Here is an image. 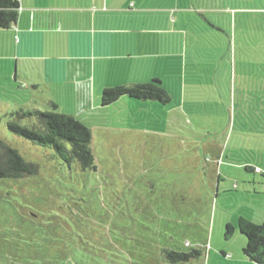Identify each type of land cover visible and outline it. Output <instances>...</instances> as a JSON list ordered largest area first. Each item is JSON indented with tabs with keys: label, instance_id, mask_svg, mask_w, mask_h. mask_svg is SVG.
Returning a JSON list of instances; mask_svg holds the SVG:
<instances>
[{
	"label": "rangeland",
	"instance_id": "374dc122",
	"mask_svg": "<svg viewBox=\"0 0 264 264\" xmlns=\"http://www.w3.org/2000/svg\"><path fill=\"white\" fill-rule=\"evenodd\" d=\"M229 32V40L220 38L215 89L189 87L185 100L171 91L166 105L124 97L102 106L100 95L80 107L59 99L57 112L90 127L95 171L68 169L50 148L10 132L9 122L36 125L17 112L51 111V93L35 85V66L19 65L28 81L1 77L0 139L37 173L0 180V264H49V246L63 238L73 214L78 264H170L156 261L164 248L201 249L190 264H251L237 220L264 221V178L243 169L264 165V11L238 17ZM203 61L214 59L207 54ZM206 144L225 149L214 176L213 150L200 149Z\"/></svg>",
	"mask_w": 264,
	"mask_h": 264
},
{
	"label": "crops",
	"instance_id": "0c3cea01",
	"mask_svg": "<svg viewBox=\"0 0 264 264\" xmlns=\"http://www.w3.org/2000/svg\"><path fill=\"white\" fill-rule=\"evenodd\" d=\"M17 1L16 22L0 28V79L12 75L16 82L28 81L19 65L37 67L35 85L51 93L48 99L56 107L59 99L89 107L106 88L152 80L168 91L169 103L174 91L185 100L189 87L206 83L215 89L221 79L216 61L225 48L220 38L230 39L238 17L264 11V3L256 8L246 4L249 0ZM207 54L214 59L211 65L203 61ZM224 153L223 147L213 150L212 175L222 171ZM246 166L264 170V165Z\"/></svg>",
	"mask_w": 264,
	"mask_h": 264
},
{
	"label": "trees",
	"instance_id": "16d2710c",
	"mask_svg": "<svg viewBox=\"0 0 264 264\" xmlns=\"http://www.w3.org/2000/svg\"><path fill=\"white\" fill-rule=\"evenodd\" d=\"M18 8L17 0H0V28L6 29L16 22ZM124 97L135 101H153L159 105L170 102V97L160 85V81L152 80L148 83L106 88L101 94V105H113ZM50 106L52 110L45 113L37 110L16 113L17 116H33L36 120L35 126H21L16 122H9L6 125L7 129L36 145L50 148L68 169L71 164H75L81 172L95 171V159L90 148L92 140L90 127L71 115L57 112L54 103H50ZM243 169L246 172L255 171L249 166H244ZM36 173L32 163L27 162L16 149L0 139V180L22 179ZM261 173L264 177V170ZM75 216L76 214H73L70 217L72 220L70 224L74 225V229L68 224L66 229L64 228L63 238L56 240V244L52 246L49 244V250L53 251H49L47 261L49 264H78L76 258L81 250L78 243L81 236L76 231V221L73 222ZM237 229L246 238L243 248L246 258L254 264H264V222L239 217ZM233 230L234 227L228 224L226 235H231ZM202 254L201 249L195 248H189L187 251L164 248L158 260L170 264H187L198 260Z\"/></svg>",
	"mask_w": 264,
	"mask_h": 264
},
{
	"label": "built area",
	"instance_id": "2783aa9c",
	"mask_svg": "<svg viewBox=\"0 0 264 264\" xmlns=\"http://www.w3.org/2000/svg\"><path fill=\"white\" fill-rule=\"evenodd\" d=\"M255 171L258 172V173H261V170L260 169H256Z\"/></svg>",
	"mask_w": 264,
	"mask_h": 264
}]
</instances>
